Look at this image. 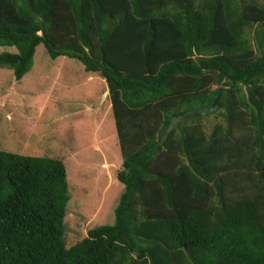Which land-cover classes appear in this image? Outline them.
Wrapping results in <instances>:
<instances>
[{
	"label": "trees",
	"instance_id": "obj_1",
	"mask_svg": "<svg viewBox=\"0 0 264 264\" xmlns=\"http://www.w3.org/2000/svg\"><path fill=\"white\" fill-rule=\"evenodd\" d=\"M38 44L104 81L122 191L66 247L62 160L0 149V264H264V0H0V68Z\"/></svg>",
	"mask_w": 264,
	"mask_h": 264
},
{
	"label": "rangeland",
	"instance_id": "obj_2",
	"mask_svg": "<svg viewBox=\"0 0 264 264\" xmlns=\"http://www.w3.org/2000/svg\"><path fill=\"white\" fill-rule=\"evenodd\" d=\"M8 51L15 49L0 47ZM85 76L79 62L51 60L42 44L19 80L0 68V149L62 160L69 192L66 247L89 228L111 224L122 191L115 178L121 161L116 128L111 110L100 104L105 85L96 76L85 82ZM203 120L209 130L220 119L207 114Z\"/></svg>",
	"mask_w": 264,
	"mask_h": 264
},
{
	"label": "crops",
	"instance_id": "obj_3",
	"mask_svg": "<svg viewBox=\"0 0 264 264\" xmlns=\"http://www.w3.org/2000/svg\"><path fill=\"white\" fill-rule=\"evenodd\" d=\"M57 58H63L64 59V61L65 60H67L68 58H66V57H57ZM71 60V59H70ZM85 73V72H84ZM86 74V78H85V82H91L92 80H93V77L94 76H96V75H93V74H87V73H85ZM96 77H98V76H96ZM56 78V75H53L52 76V83H54V79ZM99 78V77H98ZM100 81H103L102 79L100 80ZM103 83H104V81H103ZM104 85H105V83H104ZM103 93V95H102V101L100 102V104H107V106H106V108H107V110L109 111V109L111 110V108H110V103L108 102V100H107V90H106V86H105V90H103L102 92H101V94ZM104 96H105V98H104ZM106 99V100H105Z\"/></svg>",
	"mask_w": 264,
	"mask_h": 264
},
{
	"label": "water",
	"instance_id": "obj_4",
	"mask_svg": "<svg viewBox=\"0 0 264 264\" xmlns=\"http://www.w3.org/2000/svg\"><path fill=\"white\" fill-rule=\"evenodd\" d=\"M244 89V88H243ZM220 92H221V87H219L217 90H216V95L214 97V100L212 102V107L215 106V104L217 103L218 99H219V96H220ZM195 115V114H193ZM193 115H186L184 118H189V117H192Z\"/></svg>",
	"mask_w": 264,
	"mask_h": 264
}]
</instances>
